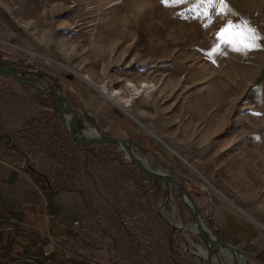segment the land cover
<instances>
[{"label": "rangeland", "instance_id": "374dc122", "mask_svg": "<svg viewBox=\"0 0 264 264\" xmlns=\"http://www.w3.org/2000/svg\"><path fill=\"white\" fill-rule=\"evenodd\" d=\"M225 2L232 15L162 0H0V51L8 65L46 75L23 78L58 85L87 135L131 141L153 171L183 186L218 241L264 264L248 253L264 238V50H226L216 36L239 18L264 33V0ZM13 82L0 123L13 108V117L35 115L12 131L13 145L66 195L69 217L105 264H218L189 232L197 226L176 188L138 171L123 147L77 148L75 172L22 139L28 123L58 110Z\"/></svg>", "mask_w": 264, "mask_h": 264}, {"label": "crops", "instance_id": "0c3cea01", "mask_svg": "<svg viewBox=\"0 0 264 264\" xmlns=\"http://www.w3.org/2000/svg\"><path fill=\"white\" fill-rule=\"evenodd\" d=\"M3 57L0 51V67L8 64ZM17 109L6 110V123H0V264H105L69 217L66 195L13 145L12 131L20 132L35 117H13ZM261 242L248 253L264 262V238Z\"/></svg>", "mask_w": 264, "mask_h": 264}, {"label": "water", "instance_id": "95a60500", "mask_svg": "<svg viewBox=\"0 0 264 264\" xmlns=\"http://www.w3.org/2000/svg\"><path fill=\"white\" fill-rule=\"evenodd\" d=\"M0 75L10 76L15 82L19 83L20 85L28 87L31 90H33L35 93H37L38 95L44 96L50 99L52 102H54L58 110V115L62 118L64 126L69 136L78 144H82L86 146L116 145L119 148L121 145H125L126 147V152H124L125 158L131 164H133L137 169H139L142 173L149 176L153 180L166 183L170 185L171 187H175L177 190L178 197L183 203L184 208L187 211H190L192 214L195 215L196 221L199 223V226H200V229H199L200 239L201 241H203L204 246L207 248L208 253L217 261L218 264H224L220 258V255L217 254L215 250H213L212 248H209L207 244L205 243V238L203 234L205 220L197 209H193L194 204L191 202V200L187 196L183 186L177 180L171 178L170 176L157 173L151 170L144 164V162L141 159L136 158L131 148V146H133L131 141L127 139H123V138L103 137V136H99L97 133L95 136H89L84 132V126L78 125L77 123L75 127L71 128V124L69 123L67 119L66 111H68V114L73 113L74 115H75V111L71 107L70 103L62 95L59 89V86L57 85L56 91H52L39 82H33L29 79L23 78V76H27V77L36 76L37 78H43V77H46L45 74L35 71V70H31V69L27 70L25 68H20L16 65H8V66L0 67ZM53 79L55 80V83L57 84L56 79L55 78ZM128 114L130 115L129 112ZM75 120L77 122L76 115H75ZM189 205H191L192 207Z\"/></svg>", "mask_w": 264, "mask_h": 264}, {"label": "trees", "instance_id": "16d2710c", "mask_svg": "<svg viewBox=\"0 0 264 264\" xmlns=\"http://www.w3.org/2000/svg\"><path fill=\"white\" fill-rule=\"evenodd\" d=\"M10 84H15L10 76L0 75V106L5 104L9 98ZM35 94L38 95L37 93ZM24 131L27 133V136H22V139H26L35 146L39 154L47 155L55 163L71 169V171H77L71 166L73 161H78L76 149L82 148L86 151L92 149L91 146L78 144L69 136L62 118L57 113L48 119L41 118L31 121L23 128ZM137 170L140 171L139 169ZM80 173L81 171H78V174ZM121 223L131 239L136 241L137 238H134L132 228L129 225V221L126 220V216L121 218Z\"/></svg>", "mask_w": 264, "mask_h": 264}, {"label": "snow or ice", "instance_id": "6c2138e0", "mask_svg": "<svg viewBox=\"0 0 264 264\" xmlns=\"http://www.w3.org/2000/svg\"><path fill=\"white\" fill-rule=\"evenodd\" d=\"M162 2L165 4L169 2L172 4L192 3L195 7L190 9V11H195L196 8L202 6H212L213 9L219 7L221 13L227 9L229 15L233 14L225 0H162ZM202 15L208 16V13L204 12ZM216 36L218 41L225 46L226 50L230 48L245 55L250 51L264 50V43H262L264 41V33H261L251 21L245 18H239L238 21L226 19L225 24L216 33ZM213 51L219 52V45L214 47ZM255 115L261 114L255 113Z\"/></svg>", "mask_w": 264, "mask_h": 264}, {"label": "bare ground", "instance_id": "6f19581e", "mask_svg": "<svg viewBox=\"0 0 264 264\" xmlns=\"http://www.w3.org/2000/svg\"><path fill=\"white\" fill-rule=\"evenodd\" d=\"M89 79V78H88ZM104 91H107V89H104ZM108 92V91H107ZM140 92V91H139ZM111 96V95H110ZM112 96L114 98H121L122 96H120V93L119 92H116V93H113ZM111 96V97H112ZM119 100V99H118ZM118 100H116V102H118ZM120 101V100H119ZM129 105L127 104L126 106L124 105V107H128ZM126 109V108H125ZM67 119L69 121V123L71 124V128L75 127L76 125V120H75V115L73 113H70V114H67ZM88 130H93L96 134V131L92 128L88 129ZM86 133V132H85ZM120 147H123L125 150H123L124 152H126V147L125 145H121ZM133 152H134V155L136 158L138 159H141L144 164L150 168L147 164V160L144 159V157H142L141 155H137L135 153V150L133 148V146H131ZM151 169V168H150ZM152 170V169H151ZM159 173V172H158ZM163 174V173H161ZM191 206V205H189ZM192 207V206H191ZM193 209H196L195 206H193ZM189 214L193 217L195 223H196V226H197V229H190V233H193V234H197L200 236V233H199V229H200V226H199V223L196 221V218H195V215L192 214L190 211H188ZM187 231V230H186ZM203 234H204V238H205V243L208 245L209 248H214V247H217V248H221L223 249V252L225 253V255L228 257V258H232V262L233 264H249V259H248V256L241 252L238 248L228 244V243H223L221 241H218L212 234V232L210 231L207 223L205 222V225H204V228H203ZM208 256V255H207ZM247 257V258H246Z\"/></svg>", "mask_w": 264, "mask_h": 264}, {"label": "built area", "instance_id": "2783aa9c", "mask_svg": "<svg viewBox=\"0 0 264 264\" xmlns=\"http://www.w3.org/2000/svg\"><path fill=\"white\" fill-rule=\"evenodd\" d=\"M48 111H50V112H55L56 110L55 109H52V108H46ZM100 136V135H99Z\"/></svg>", "mask_w": 264, "mask_h": 264}]
</instances>
